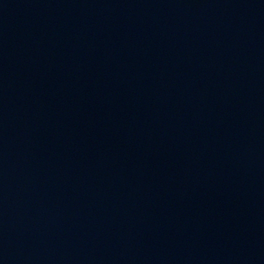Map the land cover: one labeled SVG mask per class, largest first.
Listing matches in <instances>:
<instances>
[{
	"label": "water",
	"instance_id": "1",
	"mask_svg": "<svg viewBox=\"0 0 264 264\" xmlns=\"http://www.w3.org/2000/svg\"><path fill=\"white\" fill-rule=\"evenodd\" d=\"M0 264H264V0H0Z\"/></svg>",
	"mask_w": 264,
	"mask_h": 264
}]
</instances>
